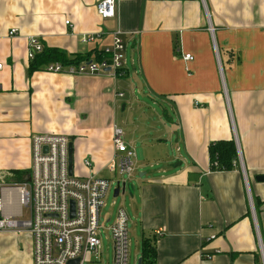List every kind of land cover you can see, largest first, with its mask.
Returning a JSON list of instances; mask_svg holds the SVG:
<instances>
[{"label":"crops","instance_id":"1","mask_svg":"<svg viewBox=\"0 0 264 264\" xmlns=\"http://www.w3.org/2000/svg\"><path fill=\"white\" fill-rule=\"evenodd\" d=\"M99 1L0 0L2 215L28 217L17 186L29 178L33 135L68 137L79 175L109 179L113 126L125 129L117 101L130 103L121 82L139 106L164 102L166 133L175 135L172 161L133 181L134 221L124 210L154 246L153 264H264V182L255 179L264 175V0H117L106 19ZM116 31L125 46L121 76L45 70L58 61L30 68V35L43 50L94 59ZM83 35L95 39L83 43ZM229 139L242 165L211 171L209 145ZM0 264H33L29 232H0Z\"/></svg>","mask_w":264,"mask_h":264},{"label":"built area","instance_id":"2","mask_svg":"<svg viewBox=\"0 0 264 264\" xmlns=\"http://www.w3.org/2000/svg\"><path fill=\"white\" fill-rule=\"evenodd\" d=\"M116 3L117 0H100L96 6L100 17H114ZM16 34V29H10L9 35ZM94 39L93 36L87 35L81 37L83 43ZM27 43L28 59L33 60L36 54L43 51V45L39 38L33 35L28 36ZM124 48L119 31H116L112 34L111 45L100 50V59L70 64L52 62L45 66V70L50 73L80 76L104 73L109 69L112 76H121L125 70ZM192 58L189 54L183 56L187 61ZM1 67L0 65V69ZM118 96L123 94L118 93ZM69 142L68 137L64 135L36 134L31 137L29 178L23 185L17 186L28 217L2 215L0 201V232H29L32 236L33 264H68L74 260H77V264L100 263V234L101 231L107 232L112 245L110 264H128L126 213L123 209L117 210L114 221L106 226L108 221L100 222L99 211L110 187L115 189L118 183L121 185L128 181L117 176L126 175L130 178L133 174L134 152L123 141L122 129L113 126L111 142L114 155L107 169L114 175V179L81 177L73 172V168L72 172H69ZM237 160L242 165L239 151ZM83 165L90 168V160H83Z\"/></svg>","mask_w":264,"mask_h":264},{"label":"rangeland","instance_id":"3","mask_svg":"<svg viewBox=\"0 0 264 264\" xmlns=\"http://www.w3.org/2000/svg\"><path fill=\"white\" fill-rule=\"evenodd\" d=\"M125 82L126 78H122ZM119 88L123 89L127 95L130 96V103H127L126 108L122 109V105L125 98H118L117 108H116V123L121 126L123 130V140H130L131 148L134 150V164L140 163L141 167H137L130 178L126 175L117 176V178L128 180L127 182L133 184L134 179H139L138 176L141 172H147V175H150L152 172L159 169L161 165H166L165 162L172 161L173 157L177 154L175 135L166 133L165 125H169L166 120L163 108L164 102L157 98L146 99L145 105L139 106L136 94L133 95L131 86L120 85L121 82H118ZM123 94V93H122ZM141 99V98H140ZM169 114H171L169 112ZM158 137V138H157ZM159 138L163 141L159 143ZM125 141V142H126ZM83 160V159H82ZM83 162V161H82ZM177 161L172 163H167L174 169ZM78 162L73 156V172L79 175V166ZM84 168H86L83 165ZM178 168V167H177ZM85 177V176H82ZM111 180L114 179L113 174L107 175ZM144 177V176H143ZM114 187H110L107 195L103 199V205L99 211L100 222L104 223L105 219L109 216L110 220L106 223L108 226L111 222L114 221L117 210L123 209L134 221L131 209V196L128 191L124 194L120 192L119 195L114 197L113 195ZM134 191V189H133ZM133 195V193H132ZM132 222L128 218L127 228H128V238H129V259L128 264H136L137 259L140 257L141 252V237L140 231H136L135 227L131 225ZM101 242H102V256L101 263L99 264H108L111 261L112 257V245L107 232L101 231ZM91 260L93 257L90 258Z\"/></svg>","mask_w":264,"mask_h":264},{"label":"trees","instance_id":"4","mask_svg":"<svg viewBox=\"0 0 264 264\" xmlns=\"http://www.w3.org/2000/svg\"><path fill=\"white\" fill-rule=\"evenodd\" d=\"M91 53L86 56L74 55L73 57H67L65 53L61 50L49 47L45 48L41 53L35 55L34 59L30 64L31 70H35L40 65L51 62L58 61L62 64L79 63L83 60H89ZM94 59H100L102 54L100 51L93 50ZM92 55V54H91ZM210 170L224 171L229 170L237 164V148L233 139L220 140L213 142L208 147ZM141 259L145 264H153L155 259V248L151 246L148 238H143L141 241Z\"/></svg>","mask_w":264,"mask_h":264},{"label":"water","instance_id":"5","mask_svg":"<svg viewBox=\"0 0 264 264\" xmlns=\"http://www.w3.org/2000/svg\"><path fill=\"white\" fill-rule=\"evenodd\" d=\"M109 69H107L108 71ZM72 165H73V161H72V143L69 142L68 144V168H69V172L71 173L72 172ZM256 181H259V182H264V175H258L255 177ZM133 189H134V186L133 184L129 183V182H124V183H121V185L118 183L116 188L114 189L113 191V195L114 197H116L117 195H119V190L122 194H124L126 191L129 192L130 196H132V193H133ZM71 211L73 212V202H71ZM68 264H77V260H74V261H70ZM136 264H142V259L141 257H139L137 259V263Z\"/></svg>","mask_w":264,"mask_h":264}]
</instances>
